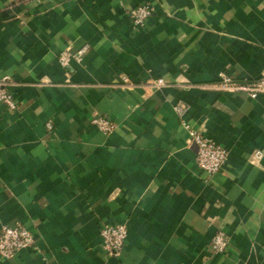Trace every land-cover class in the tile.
Returning <instances> with one entry per match:
<instances>
[{
    "label": "crops",
    "instance_id": "0c3cea01",
    "mask_svg": "<svg viewBox=\"0 0 264 264\" xmlns=\"http://www.w3.org/2000/svg\"><path fill=\"white\" fill-rule=\"evenodd\" d=\"M263 71L264 0H0V226L35 239L0 264H264V94L221 88ZM102 224L126 227L117 258Z\"/></svg>",
    "mask_w": 264,
    "mask_h": 264
},
{
    "label": "built area",
    "instance_id": "2783aa9c",
    "mask_svg": "<svg viewBox=\"0 0 264 264\" xmlns=\"http://www.w3.org/2000/svg\"><path fill=\"white\" fill-rule=\"evenodd\" d=\"M151 14V8L147 5H141L130 11L129 17L133 26H143L146 18ZM80 53V52H79ZM61 66L66 67L68 63V53L63 52L59 57ZM125 79V78H123ZM162 80H157V84H162ZM223 89H233L248 92L252 98L264 94V71L260 77L254 82L245 86H231L227 80L222 84ZM0 102L8 106L10 109L15 108V101L7 89L5 79H0ZM178 113H182L183 108H176ZM93 123L104 131H110L113 127L107 119H93ZM189 136L196 146V164L198 168L206 174L212 176L218 173L226 161L227 152L224 148L217 145L211 139L205 138L197 132L189 131ZM101 245L104 251L112 258L121 255L127 230L124 225H107L102 224L99 231ZM35 239L31 232L24 226L16 224L13 226H0V257L9 259L17 252L30 248L34 245ZM211 248L216 253H223L227 248V241L224 233L219 231L212 240Z\"/></svg>",
    "mask_w": 264,
    "mask_h": 264
}]
</instances>
